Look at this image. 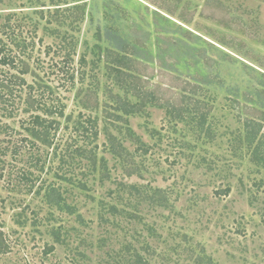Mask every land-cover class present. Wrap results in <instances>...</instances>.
Segmentation results:
<instances>
[{
  "label": "rangeland",
  "instance_id": "1",
  "mask_svg": "<svg viewBox=\"0 0 264 264\" xmlns=\"http://www.w3.org/2000/svg\"><path fill=\"white\" fill-rule=\"evenodd\" d=\"M53 1L0 0L1 42L64 109L52 148L4 157L0 264H264V0H87L76 26ZM5 95L3 148L29 118Z\"/></svg>",
  "mask_w": 264,
  "mask_h": 264
},
{
  "label": "trees",
  "instance_id": "2",
  "mask_svg": "<svg viewBox=\"0 0 264 264\" xmlns=\"http://www.w3.org/2000/svg\"><path fill=\"white\" fill-rule=\"evenodd\" d=\"M66 6V7H64ZM86 6H87V0H54L51 7H55V14L57 15L59 12H62V14L58 17H56L59 21H62V25L65 26L67 23H69V26H76L78 25V19H83L86 14ZM46 7V6H42ZM64 7V8H62ZM62 9V10H61ZM61 10V11H60ZM41 11H44L43 9ZM42 13V12H41ZM12 49L9 48L6 44L1 42L0 40V103L3 105H6L9 103V100L5 98V93L9 92V89L17 88V91L24 92L25 89L28 92V97L24 102H26V107L23 109L25 113L28 114L29 118L26 119L22 126L27 136H23L22 142H20L17 145H13V147H6L3 148L0 146V181L4 179L5 176V169H6V160H4V157L8 154L9 151L15 156H17L22 149L21 145H27V142H31L32 145H35V143H39L42 146H45L47 148H52L53 145L56 143V131H57V120L56 116L63 117L64 116V109H59L58 107H55L53 104H47L44 100H42L43 97V85L42 80L39 78V76L36 74L35 71H30L29 66L27 65L25 60H21L22 57H28V54H25L22 52V54H18L16 52L15 55L12 54ZM23 64V65H22ZM22 67V68H20ZM9 70V72L7 71ZM13 70L20 73L22 76L30 74L32 77L37 78V82L35 81L34 84L29 85L27 84L26 80L22 76H18L16 74H11ZM73 81V76L69 78V81ZM198 85V87H201L200 83H195ZM191 88V84H188ZM50 89V88H49ZM37 93H42L40 96H36ZM0 104V105H2ZM14 109V106L12 108V111ZM10 107H6V111L4 106H0V114L4 115L5 117L12 118L13 113ZM262 113V112H260ZM264 115V114H263ZM254 126L258 127V123H254ZM93 128V127H92ZM10 125L7 123L1 124L0 123V133H3L4 135H8L9 130H11ZM13 130V129H12ZM260 130V129H259ZM54 131V132H52ZM91 131V130H90ZM97 131V130H96ZM254 138L256 137V130H253ZM11 135V134H10ZM97 135V132H95V136ZM11 139V138H10ZM31 139V140H29ZM1 141V140H0ZM4 140H2V143ZM35 148V147H34ZM32 148V149H34ZM39 150V146L36 147ZM31 149V148H29ZM78 155H84L86 159H90L95 163V154L93 151L89 154L90 156H86L85 154V148L79 147L77 149ZM72 155H75L72 153ZM42 156L38 157L34 160V164H32L35 168L38 170H41V162H42ZM134 173H137L136 171H133ZM133 172H129L128 176L134 175ZM23 181H30L29 177L24 174V178H22ZM44 190V187L41 186L38 190V194L42 193ZM46 192L51 191L55 192V188H49L45 187ZM44 190V191H45ZM53 197H56L53 196ZM11 251V246L6 241L5 235L2 231H0V256L6 255ZM48 253H51L53 251V248L50 247ZM137 263L141 264L143 262L142 259H139L136 261Z\"/></svg>",
  "mask_w": 264,
  "mask_h": 264
}]
</instances>
